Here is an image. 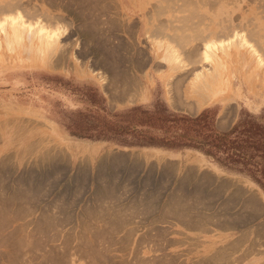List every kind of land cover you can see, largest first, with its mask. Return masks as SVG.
<instances>
[{
	"label": "rangeland",
	"instance_id": "1",
	"mask_svg": "<svg viewBox=\"0 0 264 264\" xmlns=\"http://www.w3.org/2000/svg\"><path fill=\"white\" fill-rule=\"evenodd\" d=\"M22 1L53 18L50 24L36 13L30 22L39 18L65 32L44 54L30 48L26 33L22 62L19 53L0 49V116L23 135L0 151V264H256L264 239L257 198L238 190L222 196L206 181L193 183L196 167L183 173L147 147L125 144L147 136L191 144L201 140L197 128L223 130L240 120L241 128L259 133L241 134L248 144L241 142V151L264 181V67L255 68L247 48L234 53L240 62L222 74L204 108L167 103L162 79L154 80L147 101L135 94L141 81L149 82L142 72L153 61L177 80L199 69L194 86L207 81L202 46L211 37L222 44L246 36L264 58V0ZM33 54L42 58L36 65L29 62ZM202 71L205 77L196 78ZM227 90L232 96L224 99ZM229 99L234 103L227 105ZM195 111L207 117L197 124L181 118ZM168 112L178 116L166 121ZM252 138L263 144L250 145ZM209 226L232 228L224 250L210 257L192 243V230Z\"/></svg>",
	"mask_w": 264,
	"mask_h": 264
},
{
	"label": "crops",
	"instance_id": "2",
	"mask_svg": "<svg viewBox=\"0 0 264 264\" xmlns=\"http://www.w3.org/2000/svg\"><path fill=\"white\" fill-rule=\"evenodd\" d=\"M197 69L196 71H198ZM196 71L192 72L187 79H178L177 74L170 73L167 67L160 68L156 65V62L153 61L150 65V68L146 71L145 69L142 72V77L149 79L147 84L137 85L135 88V94L138 96L142 95L143 101H147V95L151 88L154 85V80H163L164 85V99L167 103L173 104H188L191 103L193 106L196 104H201V108H204L210 102L214 101L216 93V85H212L208 80L194 86L193 79ZM105 80V79H104ZM109 80L105 81V87H109ZM246 84V82L242 79ZM207 86H206V84ZM247 85V84H246ZM171 87L170 89H168ZM129 91V90H128ZM131 92V91H130ZM229 93V94H228ZM232 96V92L228 90L223 93V98L228 99ZM219 97V96H218ZM234 103V100L229 99L227 105ZM202 111V110H201ZM201 111H195L192 114L198 115ZM222 112L221 114H225ZM18 126L14 124L9 118L0 116V151L6 150L9 144H16L22 142L23 138L22 133ZM230 127L219 129V131H227ZM149 152L157 154L158 159L162 164L176 165V167H183V173L187 172L189 167H196L195 171L193 170V183L207 182L210 188L215 187L216 190L222 191L224 194H230L233 191H244L243 196L246 198H257L260 202L259 208L262 210L264 215V189L254 183L248 176L243 173L237 172L234 170L227 169L221 163L217 162L210 156H207L195 148H183V149H168V148H157V147H147ZM192 183V187L195 188L196 184ZM197 188V187H196ZM241 194V192H239ZM177 230V229H176ZM232 228H220L215 227H198V229H193L192 232V243L196 246L205 247V253L208 257L214 255L217 251L221 253L224 250L226 238L230 237ZM218 249V250H217ZM210 255V256H209ZM256 264H264V239H262V244L259 246L256 253Z\"/></svg>",
	"mask_w": 264,
	"mask_h": 264
},
{
	"label": "bare ground",
	"instance_id": "3",
	"mask_svg": "<svg viewBox=\"0 0 264 264\" xmlns=\"http://www.w3.org/2000/svg\"><path fill=\"white\" fill-rule=\"evenodd\" d=\"M28 0H25V2ZM71 1V0H70ZM74 1V0H73ZM82 1V0H81ZM95 1V0H94ZM182 1V0H181ZM186 1V0H185ZM190 1V0H189ZM69 2V1H68ZM96 2V1H95ZM165 2V1H164ZM183 2V1H182ZM24 1L22 0H0V14H3L1 16H4V14H6L5 16H7V18L4 19H0V49L3 47H6V49H8L9 51H13L14 53L18 54L19 48L24 44L26 36L25 34L27 33L28 36H30V39L28 40V38L26 39L29 41V45L30 48H32V50L35 51H39V53L44 54V52L46 50H48L49 48L52 50V48H56L57 43L60 41V39L63 37L65 29L62 31L60 29V27H55V28H49L50 24L52 22H50V20H52V15H50L49 13H41L39 14L38 12H40L38 10L39 15H41V17L43 18L44 16L46 19L50 22V24L48 23L49 27H47L48 25H46V22H43L45 20L42 19H35L34 21L30 22L28 18H30L31 20V16H33L32 19L35 18V9H38L36 6L35 8H32L33 11L31 10V7H29L30 3L27 5L23 4ZM72 3V2H71ZM27 4V2H26ZM69 4V3H68ZM79 4V3H78ZM85 4V3H84ZM90 4V3H89ZM92 4V3H91ZM96 4V3H95ZM169 4V3H168ZM167 4V5H168ZM188 4V2H187ZM209 4V3H208ZM55 5V4H54ZM171 5V4H170ZM182 5V4H181ZM262 5V4H261ZM30 8V10H27ZM41 6V5H39ZM43 6V5H42ZM82 6V5H81ZM92 6V5H91ZM183 6V5H182ZM78 7V6H77ZM88 7V6H87ZM95 7V5H94ZM180 7V6H179ZM187 7V5H186ZM72 8V7H71ZM86 8V7H84ZM182 8V7H181ZM89 9V8H88ZM102 9V8H101ZM181 10V9H179ZM178 10V11H179ZM187 10V9H186ZM192 10V9H191ZM37 11V10H36ZM80 11V10H79ZM128 11H130L128 9ZM184 11V9H183ZM34 14H33V13ZM45 13V14H44ZM75 13V12H74ZM88 13V12H87ZM182 13V12H181ZM191 13V12H190ZM38 14H36V17H39ZM188 14V13H187ZM43 15V16H42ZM86 15V14H85ZM186 15V14H184ZM183 15V16H184ZM192 15V14H191ZM190 15V16H191ZM49 16V17H48ZM56 17L57 15H53V17ZM98 16V15H97ZM189 16V15H188ZM40 17V18H41ZM60 17V16H59ZM58 16L56 18H59ZM176 17V16H175ZM2 18V17H1ZM51 18V19H50ZM61 18V17H60ZM95 18V17H94ZM148 18V17H147ZM187 18V16H186ZM28 19V20H27ZM56 20V19H54ZM58 20V19H57ZM61 20V19H60ZM113 21V20H112ZM88 25V24H87ZM110 25H112L110 23ZM123 25V24H122ZM230 25V24H229ZM94 26V25H92ZM117 26V24H116ZM236 26V25H235ZM90 28V27H89ZM188 28V27H187ZM225 28V27H224ZM84 29V28H83ZM118 29V28H117ZM227 29V27L225 28ZM91 30V29H90ZM88 30V31H90ZM155 30V29H154ZM220 30V28H219ZM229 31V28L227 29ZM194 31V30H193ZM151 32V31H150ZM223 32V31H222ZM218 31V34L222 33ZM30 33V35H29ZM103 33V32H102ZM101 33V34H102ZM213 33V32H212ZM254 33V32H253ZM94 34V33H93ZM96 34V33H95ZM104 34V33H103ZM102 34V35H103ZM168 34V33H167ZM192 34H194L192 32ZM191 34V35H192ZM216 34V33H215ZM232 34V33H231ZM90 35V34H89ZM181 35V34H180ZM190 35V34H189ZM198 35V34H197ZM217 35V34H216ZM234 36H238L237 32H233ZM27 36V37H28ZM185 36V35H184ZM205 36V35H204ZM212 36V35H211ZM220 36V35H217ZM223 36V35H222ZM249 36V35H248ZM256 36V35H255ZM261 36V35H260ZM180 37V36H179ZM201 37V36H200ZM246 36H240L239 40L236 42H232V43H220L217 44V41H214V38H210L212 41H208V43L206 42L204 46H202V51L204 52V59L207 60V63H209V67L206 69L207 71H210V74L208 73L207 75V80L209 82H211L212 85H217V83L219 85H221V83L223 82V78H222V74H226L227 71L229 70V68H232L236 63H239L240 60L237 56L234 55V53L237 55L238 53L242 52L241 48H247L248 51H250L253 55H254V60H255V68L257 67H264V58L261 56V53H259L256 48H258V46H256L255 48L253 47L254 45H251L250 42L248 41L249 39H245ZM250 38V37H248ZM257 38V37H256ZM181 39V38H180ZM184 39V38H183ZM200 39V38H199ZM204 40V39H203ZM124 41V40H123ZM254 41V40H253ZM60 43V42H59ZM58 43V44H59ZM123 44V43H122ZM257 45V43H255ZM120 45V43H119ZM125 45V44H124ZM237 46L238 48L234 47ZM259 45V44H258ZM117 46V45H116ZM58 47V46H57ZM99 47V46H98ZM129 47V46H128ZM29 48V47H28ZM29 48V49H30ZM121 48V47H120ZM24 49V48H23ZM27 49V48H26ZM49 49V50H50ZM104 49V48H103ZM200 49V48H199ZM244 50V49H243ZM201 51V50H199ZM198 51V52H199ZM47 52V51H46ZM50 52V51H49ZM191 52V51H190ZM189 52V53H190ZM197 52V51H196ZM36 53V52H35ZM34 53V54H35ZM192 53V52H191ZM194 53V52H193ZM250 53V54H251ZM263 53V52H262ZM32 55L29 57V62L30 64H38L39 61L42 59L41 57L36 58L35 55ZM37 54V53H36ZM104 54V53H103ZM38 55V54H37ZM106 56V55H105ZM170 59L173 56L171 55V57L169 55H167ZM18 57V61L22 62V60L24 59L20 53L17 55ZM192 57V56H191ZM193 58V57H192ZM174 60V59H173ZM239 60V61H238ZM171 62V60L169 61ZM175 63V62H174ZM112 69V68H111ZM201 71V70H200ZM206 71V73H207ZM115 72V71H114ZM118 72V71H117ZM93 74H97V77L100 79L101 83H104V77L103 75L99 74V71H92ZM198 73V72H197ZM204 72L202 71L201 73L196 74V78H201V77H205V75L203 74ZM203 75V76H202ZM194 77V76H193ZM202 80V79H201ZM227 80V79H226ZM202 82V81H201ZM205 82V81H204ZM227 82V81H226ZM203 83V82H202ZM204 84V83H203ZM206 84V83H205ZM224 85V84H223ZM207 86V84H206ZM222 87V86H221ZM229 94V93H228ZM5 169V168H4ZM147 180V179H146ZM153 188V187H152ZM18 193V192H17ZM27 195V194H26ZM2 196V195H1ZM182 198V197H181ZM190 198V197H189ZM31 199V198H30ZM26 200V199H25ZM12 201V200H11ZM14 202V201H13ZM16 204V203H15ZM201 205V204H200ZM200 207V206H199ZM2 208V207H1ZM104 209V208H103ZM13 211V210H12ZM19 211V210H18ZM3 212V211H2ZM8 213V212H6ZM10 214V213H9ZM19 214V213H18ZM114 216V215H113ZM126 216V215H125ZM123 218V217H122ZM125 218V217H124ZM112 222V221H111ZM126 223V222H125ZM102 225V224H101ZM110 225V224H109ZM114 226V225H113ZM21 228V227H20ZM102 229V228H101ZM114 229V228H113ZM112 229V230H113ZM116 229V228H115ZM24 230V229H23ZM105 230V229H104ZM117 230V229H116ZM21 232V231H20ZM98 235V234H97ZM129 235V234H128ZM24 236V235H23ZM29 237V236H28ZM78 238V237H77ZM97 238V237H96ZM95 238V239H96ZM86 239V237H85ZM93 239V238H92ZM20 240V239H19ZM23 240V239H22ZM29 241V240H28ZM85 242V241H84ZM90 242V241H89ZM27 243V242H26ZM30 243V242H29ZM81 243V242H80ZM96 243V242H95ZM35 244V243H34ZM68 244V243H67ZM91 244V243H89ZM89 244L87 243V245L89 246ZM102 244V243H101ZM26 245V244H25ZM77 245V244H76ZM86 245V246H87ZM93 245V244H91ZM28 246V245H27ZM63 246V245H62ZM69 246V244H68ZM80 246V245H79ZM102 246V245H101ZM12 247V246H11ZM75 247V246H74ZM83 247V246H82ZM90 247V246H89ZM91 248V247H90ZM68 249V248H67ZM81 250V249H80ZM110 250V249H108ZM63 251V250H62ZM87 251V250H86ZM104 251V250H103ZM111 251V250H110ZM16 252V251H15ZM97 252V251H96ZM108 252V251H107ZM17 253V252H16ZM55 253V252H54ZM59 253V252H58ZM95 252H93L94 254ZM98 253V252H97ZM101 253V252H99ZM105 254V253H104ZM23 255V254H22ZM51 255V254H50ZM92 255V254H91ZM97 255V254H96ZM103 255V254H102ZM16 256V255H15ZM59 256V254L57 255ZM109 256V255H108ZM210 256V255H209ZM44 257V256H43ZM51 257V256H50ZM14 258V257H13ZM94 258V257H93ZM208 258V257H207ZM215 258V257H214ZM16 259V257H15ZM20 259V258H19ZM31 259V258H30ZM50 259V258H48ZM21 260V259H20ZM55 260V259H54ZM213 260V258L211 259ZM46 261V260H44ZM56 261V260H55ZM215 261V260H214ZM114 262V261H113ZM210 262V261H209ZM14 263V262H12ZM44 263V262H43ZM56 263V262H55ZM65 263V262H64ZM112 263V262H111ZM220 263V262H219ZM68 264V263H67ZM109 264V263H108ZM203 264V263H202ZM212 264V263H211Z\"/></svg>",
	"mask_w": 264,
	"mask_h": 264
},
{
	"label": "trees",
	"instance_id": "4",
	"mask_svg": "<svg viewBox=\"0 0 264 264\" xmlns=\"http://www.w3.org/2000/svg\"><path fill=\"white\" fill-rule=\"evenodd\" d=\"M139 107H131L129 110L134 111L138 110ZM168 117L166 114L164 116V120H175L178 116L173 112H168ZM207 117V112H202L196 117L189 118L185 115H182L181 118L191 120L197 124V121L203 120ZM241 121L236 122L229 130L227 131H219L213 125L209 128H206V132H201L198 128L195 129L197 135L200 136L201 140L198 142L193 141L190 142H167L165 144L158 143L153 137L147 136L143 138H138L137 140L131 141V143H127L125 145H136V146H145V147H159L168 149H183V148H195L202 152L203 154L212 157L217 162L221 163L224 167L230 170H234L248 176L254 183L264 189V181L261 180L255 172H257V168L254 165L249 164L245 160V155L242 151L241 142H246L247 139L241 140L240 135L243 133L251 132L256 130V128H241ZM252 135H257V132H251ZM98 139V138H95ZM241 140V141H240ZM120 144L119 142H117ZM250 145H260L263 144L260 138H252V142ZM252 166V167H251ZM255 168V169H254ZM259 172V171H258ZM262 175L264 172L260 171Z\"/></svg>",
	"mask_w": 264,
	"mask_h": 264
}]
</instances>
